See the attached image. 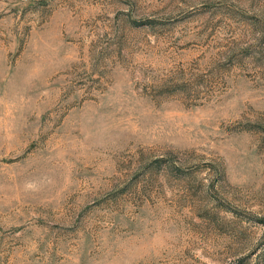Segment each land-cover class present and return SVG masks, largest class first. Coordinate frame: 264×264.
<instances>
[{
  "label": "rangeland",
  "instance_id": "374dc122",
  "mask_svg": "<svg viewBox=\"0 0 264 264\" xmlns=\"http://www.w3.org/2000/svg\"><path fill=\"white\" fill-rule=\"evenodd\" d=\"M0 264H264V0H0Z\"/></svg>",
  "mask_w": 264,
  "mask_h": 264
}]
</instances>
